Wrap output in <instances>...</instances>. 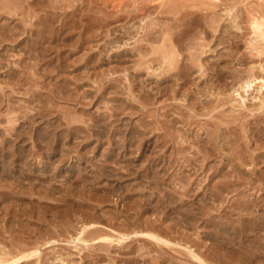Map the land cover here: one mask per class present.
<instances>
[{
	"label": "rangeland",
	"instance_id": "374dc122",
	"mask_svg": "<svg viewBox=\"0 0 264 264\" xmlns=\"http://www.w3.org/2000/svg\"><path fill=\"white\" fill-rule=\"evenodd\" d=\"M159 3L0 0V258L264 264V41L251 43L249 15L264 17V0ZM92 222L169 242L79 247Z\"/></svg>",
	"mask_w": 264,
	"mask_h": 264
},
{
	"label": "bare ground",
	"instance_id": "6f19581e",
	"mask_svg": "<svg viewBox=\"0 0 264 264\" xmlns=\"http://www.w3.org/2000/svg\"><path fill=\"white\" fill-rule=\"evenodd\" d=\"M153 1H155V0H153ZM161 4H163L164 3V1L165 0H158ZM169 1V0H168ZM147 2V1H146ZM167 2V1H166ZM211 2V1H210ZM159 3V4H160ZM148 4V3H147ZM147 4H145V5H147ZM169 4V3H168ZM211 4H212V2H211ZM135 6V5H134ZM165 6H166V4H165ZM116 7V6H115ZM120 7V6H119ZM118 8V7H117ZM256 8V7H255ZM258 9V8H257ZM260 9V8H259ZM135 10V9H134ZM133 10V11H134ZM160 10H161V8H160ZM261 10V9H260ZM174 11V10H173ZM249 11H251V10H249ZM253 11V10H252ZM251 11V12H252ZM256 11V10H255ZM258 11V10H257ZM137 12V11H136ZM166 12V11H165ZM169 12V11H168ZM162 13V12H161ZM255 13V12H254ZM251 14H253V12L251 13ZM251 14H249L251 17H250V29H251V32L250 33H252L253 34V37H251V39H252V41H251V43L252 44H258L260 41H264V17L263 16H257V15H251ZM261 14H263V13H261ZM248 15V16H249ZM4 27V26H3ZM12 27V26H11ZM166 28V27H165ZM168 28V27H167ZM14 29V28H13ZM169 30V29H168ZM172 30V29H171ZM155 32V31H154ZM170 32V31H169ZM172 32V31H171ZM167 33H168V31H167ZM3 34V33H2ZM154 34V33H153ZM161 34V33H160ZM174 34V33H173ZM162 35H163V33H162ZM167 36V35H166ZM169 36V35H168ZM167 36V37H168ZM154 37V36H153ZM152 37V39L154 40V38ZM250 37V36H249ZM169 39V38H168ZM163 42H165V41H163ZM171 42V41H170ZM250 43V42H249ZM165 44V43H164ZM167 44V43H166ZM165 46H167V45H165ZM259 46H261V48L263 47V44L262 45H259ZM253 47V46H252ZM158 48V47H157ZM176 48V47H175ZM175 48H173V46L170 48V49H164L163 48V62L165 63V64H167V66H172L173 64H175L174 63V60H177L176 58H177V51L175 50ZM159 49V48H158ZM255 49V48H254ZM156 50V49H155ZM259 50H262V49H259ZM264 50V49H263ZM139 51H141V50H139ZM256 51H258V50H256ZM259 52V51H258ZM264 52V51H263ZM146 54V53H145ZM144 54V56H147V55H145ZM261 54V53H260ZM143 56V55H142ZM158 56V55H157ZM179 56V55H178ZM159 57V56H158ZM142 58V57H141ZM154 59V58H153ZM159 59V58H158ZM161 59V58H160ZM139 60H140V58H139ZM150 60V59H149ZM152 60V59H151ZM178 61V60H177ZM176 66V65H175ZM149 67V66H148ZM173 68H175V67H173ZM23 70V69H22ZM28 73V72H27ZM34 73V72H33ZM251 73H253V71L251 72ZM18 75V74H17ZM263 75V74H262ZM249 76V75H248ZM260 76V75H259ZM26 77H27V75H26ZM258 78L257 77H255L254 75H252V76H249V77H247V78H244V79H242V80H240L239 81V87H238V90H235L236 92L237 91H239V90H242L245 94L246 93H249V91L250 90H252V89H254V87H255V85L257 84V82H258ZM31 81V80H30ZM261 81H263V84L262 85H264V80L262 79ZM35 84V83H34ZM17 86V85H16ZM18 88V87H17ZM259 88V87H258ZM257 89V88H256ZM258 90V89H257ZM259 91L261 92V90L259 89ZM235 92V93H236ZM263 92V91H262ZM234 93V94H235ZM238 93V92H237ZM239 95H240V98L242 99V100H244L245 98L243 97V95L239 92L238 93ZM262 94V93H261ZM240 101V100H239ZM259 101H260V99H259ZM246 102V101H245ZM262 102V101H261ZM241 103V102H240ZM242 104V103H241ZM262 104V103H261ZM262 107V106H261ZM263 108V107H262ZM9 112H11V111H9ZM9 117V116H8ZM11 117V116H10ZM12 117H14V115L12 116ZM16 121V120H15ZM13 122H14V120H13ZM94 122V121H93ZM16 123V122H15ZM10 124H14V123H10ZM70 129V128H69ZM77 131V130H76ZM75 131V132H76ZM74 132V133H75ZM78 132V131H77ZM72 133V132H71ZM73 133V134H74ZM166 134V133H165ZM211 137V136H210ZM214 137H216V136H214ZM213 137V138H214ZM212 138V137H211ZM164 139V138H163ZM218 139V138H217ZM216 138L215 139H212V140H217ZM211 140V141H212ZM219 140V139H218ZM214 141H212L213 143H215ZM220 143V142H219ZM215 146H216V143L214 144ZM211 148V147H210ZM214 148H216V147H214ZM212 149V148H211ZM206 157V156H205ZM204 157V158H205ZM194 159V158H193ZM192 159V160H193ZM171 160V159H170ZM199 160V159H198ZM201 161H203V159L201 160ZM196 162V161H195ZM204 162V161H203ZM186 164V163H185ZM201 165V164H200ZM180 166V165H179ZM203 174V173H202ZM189 176V175H188ZM237 177H238V175H237ZM210 178H212V177H210ZM165 179V178H164ZM185 179V178H184ZM200 179V178H199ZM214 179H215V176H214ZM198 180V179H197ZM233 180V179H232ZM183 181V180H182ZM187 181H188V179H187ZM211 181V180H210ZM176 182V181H175ZM190 182V181H189ZM189 182L187 183H183L184 185L185 184H187V186H190V184H189ZM203 183V182H202ZM229 183V182H228ZM181 184V183H180ZM199 184V183H198ZM232 184V183H231ZM194 185V184H193ZM210 185V184H209ZM208 185V186H209ZM195 186H197V184L195 185ZM207 186V185H206ZM194 187V186H193ZM183 188V190H184V187H182ZM181 188V189H182ZM185 188H186V186H185ZM207 188V187H206ZM229 188V187H228ZM179 189V188H178ZM187 189H188V191H189V188L187 187ZM197 189V188H196ZM212 190V189H211ZM218 190V189H217ZM197 191H199V190H197ZM201 191V190H200ZM183 192V191H182ZM187 192V191H186ZM205 192H207V191H205ZM218 192V191H217ZM219 192H220V189H219ZM221 192H222V188H221ZM144 193V192H143ZM203 193V192H202ZM184 194H186V193H184ZM189 194V193H188ZM187 195V194H186ZM217 195V194H216ZM224 196V195H223ZM182 197H184V196H182ZM212 197V196H211ZM151 198V197H150ZM167 198H169V197H167ZM181 198V197H180ZM65 199V198H64ZM144 199V198H143ZM147 199V198H146ZM172 199V198H171ZM182 199V198H181ZM180 199V200H181ZM150 200V199H149ZM174 200V199H173ZM184 200V199H183ZM85 201V200H84ZM140 201V200H139ZM142 201V200H141ZM144 201H145V199H144ZM75 202V201H74ZM146 202H148V200H146ZM161 202V201H160ZM171 202H176V201H171ZM80 203V202H79ZM82 203V202H81ZM139 203V202H138ZM141 203V202H140ZM181 203V202H180ZM183 203V202H182ZM186 203V202H185ZM146 204V203H145ZM169 204H170V202H169ZM245 204H247V203H245ZM139 205V204H138ZM149 206V205H148ZM245 207V206H244ZM255 207H257V205H255ZM139 208V207H138ZM162 208V207H161ZM160 208V209H161ZM238 208V207H237ZM242 208V207H241ZM77 209V208H76ZM244 209H247L246 207L244 208ZM243 209V210H244ZM252 209V208H251ZM240 210V209H239ZM97 211V210H96ZM144 211V210H143ZM252 210H250V212H251ZM159 212V211H158ZM257 212V211H256ZM96 213V212H95ZM95 213H92V214H95ZM138 213H139V211H138ZM137 213V214H138ZM162 213V212H161ZM165 213V212H164ZM251 213H253V212H251ZM88 214V213H87ZM243 214V213H242ZM88 215H90V213L88 214ZM101 215V214H100ZM103 215V214H102ZM102 215H101V217H102ZM169 215V214H168ZM252 215V214H251ZM104 216V215H103ZM138 216H139V214H138ZM252 216H254V215H252ZM87 217V216H86ZM95 217V216H94ZM166 217V216H165ZM168 217V216H167ZM255 217V216H254ZM253 217V218H254ZM67 218H68V216H67ZM80 218V217H79ZM83 218V217H82ZM106 218V217H105ZM116 219H117V217H115ZM120 218V217H119ZM140 218V217H139ZM68 219H70V218H68ZM71 219H72V217H71ZM70 219V220H71ZM77 219V218H76ZM86 219V218H85ZM90 219H92V218H90ZM110 219V218H109ZM108 219V220H109ZM137 219V218H136ZM170 219V218H169ZM258 219V218H257ZM260 219V218H259ZM258 219V220H259ZM77 220H79V219H77ZM92 220H94V219H92ZM112 220H113V218H112ZM111 220V221H112ZM140 221V219H137V221ZM100 221H102V219H100ZM110 221V222H111ZM136 221V220H135ZM148 221V220H147ZM150 221V220H149ZM161 221V220H160ZM160 221H159V223H160ZM255 221V220H254ZM80 222V221H79ZM88 222V221H87ZM87 222H85V223H87ZM89 222H91V220H89ZM145 222V221H144ZM208 222V221H207ZM206 222V223H207ZM257 222V221H256ZM261 222V221H260ZM69 223H70V221H69ZM73 224H74V221L72 222ZM83 223V222H82ZM81 223V224H82ZM128 223V222H127ZM137 223V222H136ZM141 223H142V221H141ZM152 223V222H151ZM154 223H155V221H154ZM161 223H163V222H161ZM253 223V222H252ZM262 223V222H261ZM80 224V223H79ZM80 224V225H81ZM112 224H114L113 222H112ZM129 224V223H128ZM135 224V223H134ZM147 224V223H146ZM145 224V225H146ZM214 224V223H213ZM150 225V224H149ZM157 225H158V223H157ZM260 225V224H259ZM66 226V225H65ZM65 226H62L63 228L65 227ZM103 226V225H102ZM115 226V225H114ZM132 226V225H131ZM137 226V225H136ZM151 226V225H150ZM170 226V225H169ZM192 226V225H191ZM254 226H255V224H254ZM264 226V225H263ZM67 227V226H66ZM82 227V226H81ZM105 227V226H104ZM125 227H127L126 226V224H125ZM124 227V229H127V228H125ZM134 227V226H133ZM145 227V226H144ZM155 227H157V226H155ZM224 227V226H223ZM241 227H242V225H241ZM78 228V227H77ZM106 228V227H105ZM129 228V227H128ZM135 228V227H134ZM142 228V227H141ZM146 228V227H145ZM148 228V227H147ZM153 228V227H152ZM171 228V227H170ZM175 228V227H174ZM246 228V227H245ZM79 229V228H78ZM101 229H103V228H100V225L99 224H96V223H89V224H85L83 227H82V229H81V231L79 232V236L77 237V238H75V239H77V241L78 242H81V243H79L80 244V246H79V244H78V246L79 247H81L82 246V244L84 243L86 246H88L89 244L88 243H90V242H95V244L94 245H98L99 246V248L100 249H102V248H109V244H111L110 242H115L116 243V241H118V243H121V242H124V241H126V240H128V239H131V241H132V239H134V238H136L135 240H140V238H143V239H145V241H151V244H153V242H156L157 244H161V243H168L169 241H167V240H165V239H163V238H161L159 235H157V233H153V232H150V231H147V232H145V230H144V232H140V231H137L136 229H132V228H130L131 230H130V233L128 232H126V233H123V232H121V234L119 233V234H117L118 236H115V235H111V234H107V233H104ZM109 229V228H108ZM122 229H123V227H122ZM123 229V230H124ZM160 229V228H159ZM166 229V228H165ZM239 229V228H238ZM244 229V228H243ZM242 229V230H243ZM247 230L249 229V228H246ZM255 229V228H254ZM63 230V229H62ZM65 230H66V228H65ZM76 230V229H75ZM91 230V231H90ZM111 230V229H110ZM140 230V229H139ZM149 230H151V229H149ZM230 230V229H229ZM241 230V231H242ZM252 230V229H251ZM251 230H250V232H251ZM47 231H48V229H47ZM68 231V230H67ZM126 231V230H125ZM156 231V230H155ZM164 231V230H163ZM170 231V230H169ZM240 231V230H239ZM116 232V231H115ZM243 232V231H242ZM253 232H254V230H253ZM44 233H46L45 231H44ZM63 233H65V232H63ZM118 233V232H117ZM167 233H169L168 231H167ZM43 234V233H42ZM52 234V233H51ZM56 234H60L59 232H57L56 231ZM159 234H161V233H159ZM170 234H171V232H170ZM172 234H174V233H172ZM208 234V233H207ZM211 234V233H210ZM70 235V234H69ZM76 235H78V234H76ZM165 235V234H164ZM65 236V235H64ZM167 236H169L168 234H167ZM174 236V235H173ZM37 237V236H36ZM75 237V236H74ZM182 237V236H181ZM185 237V236H184ZM41 238V237H40ZM170 238V237H169ZM187 238V237H186ZM36 239V238H35ZM38 239V238H37ZM36 239V240H37ZM74 239V238H73ZM178 238H176V240H177ZM182 239H184V238H182ZM72 240V239H71ZM114 240H116V241H114ZM180 241H181V239H179ZM178 240V241H179ZM187 240H189V239H187ZM17 241H19V240H17ZM51 241V240H50ZM50 241H49V244H50ZM63 241V240H62ZM75 241V240H74ZM189 241H191V239L189 240ZM61 242V241H60ZM64 242H66V241H64ZM171 242V241H170ZM186 241H184V243H185ZM12 243V242H11ZM40 243V242H39ZM46 243H48V242H46ZM69 244L71 243V241L70 242H68ZM108 243V244H107ZM117 243V244H118ZM132 243V242H131ZM130 242H129V244H131ZM133 243H135V241L133 242ZM140 243V242H139ZM138 243V244H139ZM142 243V242H141ZM173 243V242H172ZM176 243V242H175ZM182 243H183V241H182ZM7 244V243H6ZM5 244V245H6ZM13 244V243H12ZM20 244V243H19ZM19 244H17V245H19ZM22 244V243H21ZM20 244V245H21ZM26 244V243H25ZM69 244H68V246H69ZM76 244V243H75ZM84 244H83V246H84ZM137 244V243H136ZM169 244H171V243H169ZM179 244V243H178ZM187 244V243H186ZM190 243H188V245H189ZM2 245V244H1ZM1 245H0V247H1ZM16 245V244H15ZM15 245L13 244V246H14V248H15ZM45 245V244H44ZM118 245H120V244H118ZM124 245V244H123ZM132 245V244H131ZM145 245V244H144ZM154 245V244H153ZM156 245V244H155ZM154 245V246H155ZM175 246H177V244H174ZM252 245V244H251ZM8 246H9V244H8ZM8 246H6V247H8ZM11 246V245H10ZM12 246V247H13ZM75 246V245H74ZM82 246V247H83ZM91 246V245H90ZM113 246H115V245H113ZM126 246L128 247L129 245L128 244H126ZM133 246V245H132ZM142 246V245H141ZM150 246V245H149ZM189 246H191V244L189 245ZM193 246V245H192ZM20 247V246H19ZM72 247V246H71ZM94 247L95 246H91L90 247V249H89V247H87L88 249H87V251H89L90 252V250H91V248H93V250H94ZM142 247H144V248H142L143 250L146 248V247H148V246H142ZM156 247V246H155ZM159 247V246H158ZM167 247H168V245H167ZM185 247V246H184ZM183 247V248H184ZM198 246L196 245V248H197ZM3 248H5V247H3ZM10 248V247H9ZM76 248V247H75ZM99 248H98V252H99ZM112 248H114V247H112ZM111 248V249H112ZM116 248V247H115ZM118 248V247H117ZM130 248V247H129ZM131 248H134V247H131ZM131 248H130V250H131ZM140 248V247H139ZM138 248V249H139ZM149 248V247H148ZM159 248H162V247H159ZM180 248H182V245L180 246ZM182 248V249H183ZM189 248V247H188ZM190 248H192V247H190ZM195 248V249H196ZM16 249V248H15ZM18 249V248H17ZM32 249V248H31ZM40 249V248H39ZM82 249H84V248H82ZM125 249H127V248H125ZM147 249V248H146ZM185 249V248H184ZM195 249H193L194 250V252H195ZM263 249V248H262ZM261 249V251H263ZM0 250H3V249H0ZM9 250V249H8ZM85 250V249H84ZM93 250H91V251H93ZM133 250V249H132ZM164 250V249H163ZM185 250H187V251H191V249L190 250H188L187 248L185 249ZM15 251V250H14ZM18 251V250H17ZM26 251V250H25ZM24 251V252H25ZM29 251V254L27 253V255H26V253H25V255H23V256H21V257H19V255L17 256V257H19V258H16V259H14V258H12L11 260L10 259H3L2 257L0 258V264H17L20 260H24L25 258H28V256H32V258L34 257L33 255H37L38 254V252H40L39 250H38V248L37 249H35L34 248V250L30 253V250H28ZM141 250L139 249V252H140ZM147 251V250H146ZM149 252H150V249L148 250ZM165 251V250H164ZM186 251V252H187ZM2 252V251H1ZM27 252V251H26ZM83 252V251H82ZM81 252V253H82ZM131 252H133V251H131ZM138 252V251H137ZM189 252H187V253H189ZM200 252V251H199ZM198 252V254H200ZM5 253H7V252H5ZM79 253V252H78ZM97 253V252H96ZM95 253V254H96ZM104 253V252H103ZM106 253V252H105ZM153 253H155L154 251H153ZM157 253H159V251H157ZM237 253V252H236ZM10 254V253H9ZM9 254H7V255H9ZM42 254V253H41ZM117 254H119V253H117ZM128 254V253H127ZM132 253H130V255H131ZM133 254H134V252H133ZM136 254V253H135ZM139 254V253H138ZM144 254V253H143ZM147 254H149V253H146V254H144V256L146 255V257H147ZM198 254L196 255V254H194L193 252H192V254H190L193 258H195L196 260H198V261H203L202 259H201V257H199L198 256ZM241 254V253H240ZM250 254V253H249ZM11 255V254H10ZM9 255V256H10ZM39 255V254H38ZM86 255V254H85ZM85 255H84V257H85ZM92 255V254H91ZM100 255V254H99ZM126 255V254H125ZM129 255V254H128ZM152 254H150V256H151ZM159 255V254H158ZM162 255V254H161ZM169 255V254H168ZM168 255H167V257H168ZM171 255V254H170ZM245 255V254H244ZM243 255V256H244ZM3 256H5L4 254H3ZM41 256V255H40ZM98 256V255H97ZM108 256V255H107ZM110 256H112V255H110ZM122 256H123V254H122ZM132 256V255H131ZM135 256V255H134ZM133 256V257H134ZM173 256V255H172ZM171 256V257H172ZM60 257H62V262H65V259L63 258L64 256H62V255H60L59 256V259H60ZM88 257V256H87ZM89 257H90V255H89ZM124 257V256H123ZM122 257V258H123ZM154 257V256H153ZM153 257H152V259H153ZM164 257V256H163ZM170 257V256H169ZM249 257V256H248ZM41 259H40V261L42 260V262L43 261H45L44 259H42V257H40ZM125 258H126V256H125ZM129 258H131V257H129ZM150 258V257H149ZM165 258V257H164ZM173 258V257H172ZM174 258H175V256H174ZM177 258V257H176ZM176 258L174 259V260H176ZM257 258V257H256ZM260 258H261V256H260ZM39 259V258H38ZM56 259V258H55ZM66 259H67V257H66ZM117 259V258H116ZM133 259V258H132ZM142 259V258H141ZM151 258H150V260H152ZM178 260H179V258H177ZM258 259V258H257ZM27 260V259H26ZM37 260V259H36ZM53 260H54V258H53ZM135 260V259H134ZM137 260V259H136ZM154 260V262L155 261H158L159 260V258H158V260H155V259H153ZM162 260V259H161ZM168 260V259H167ZM247 260H249V259H247ZM255 260V259H254ZM33 261V260H32ZM39 261V260H38ZM37 261V262H38ZM56 261V260H55ZM115 261V260H114ZM129 261V260H128ZM133 261V260H132ZM163 261V260H162ZM168 261H170V259L168 260ZM34 263L33 264H35L36 263V261H33ZM47 262H49V260L47 259ZM116 262H118V261H116ZM115 262V263H116ZM127 262V261H126ZM135 262H138V260L137 261H135ZM141 262H143V261H140V264H142ZM148 262V261H147ZM147 262H145V263H147ZM153 262V263H154ZM252 262H253V260H252ZM24 263V262H23ZM28 263V262H27ZM38 263H40V262H38ZM67 263H69V262H67ZM114 263V264H115ZM120 263V262H119ZM119 263H117V264H119ZM131 263V262H130ZM144 263V264H145ZM173 263H174V261H173ZM204 264H205V262H203ZM29 264V263H28ZM41 264V263H40ZM43 264V263H42ZM45 264H48V263H45ZM122 264H124V263H122ZM127 264V263H126ZM149 264V263H148ZM160 264H162V263H160ZM181 264V263H180ZM227 264V263H226Z\"/></svg>",
	"mask_w": 264,
	"mask_h": 264
}]
</instances>
